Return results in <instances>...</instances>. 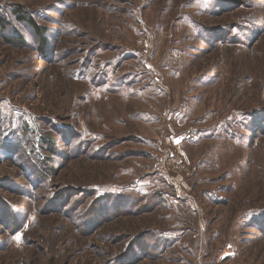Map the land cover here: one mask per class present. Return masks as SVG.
Masks as SVG:
<instances>
[{
    "label": "rangeland",
    "instance_id": "rangeland-1",
    "mask_svg": "<svg viewBox=\"0 0 264 264\" xmlns=\"http://www.w3.org/2000/svg\"><path fill=\"white\" fill-rule=\"evenodd\" d=\"M0 264H264V0H0Z\"/></svg>",
    "mask_w": 264,
    "mask_h": 264
},
{
    "label": "built area",
    "instance_id": "built-area-1",
    "mask_svg": "<svg viewBox=\"0 0 264 264\" xmlns=\"http://www.w3.org/2000/svg\"><path fill=\"white\" fill-rule=\"evenodd\" d=\"M162 170H164V168L162 167Z\"/></svg>",
    "mask_w": 264,
    "mask_h": 264
},
{
    "label": "trees",
    "instance_id": "trees-1",
    "mask_svg": "<svg viewBox=\"0 0 264 264\" xmlns=\"http://www.w3.org/2000/svg\"><path fill=\"white\" fill-rule=\"evenodd\" d=\"M35 27V26H34Z\"/></svg>",
    "mask_w": 264,
    "mask_h": 264
}]
</instances>
